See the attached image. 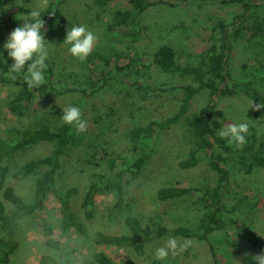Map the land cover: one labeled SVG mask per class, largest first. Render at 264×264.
<instances>
[{
  "label": "rangeland",
  "instance_id": "rangeland-1",
  "mask_svg": "<svg viewBox=\"0 0 264 264\" xmlns=\"http://www.w3.org/2000/svg\"><path fill=\"white\" fill-rule=\"evenodd\" d=\"M50 0H21L20 6L32 10H44ZM164 5L147 9L138 19L140 27L138 38L112 37L107 35L105 25L110 14L118 9L127 8L123 0L113 1L103 11L92 8L88 0H66L62 9L65 21L53 28L46 38L49 50L48 61L54 68V82L61 88L73 92L58 96L55 92L39 93L34 96L29 114L19 119L10 116L7 103L17 92L11 86L0 85V135L9 127L36 128L47 124L54 129L60 122L64 107L77 104L81 108V118L86 121V131L82 144L71 148L61 159V169L56 177V185L65 190L77 189L71 204L77 208L82 197L96 175L110 176L106 161L97 166L87 163L88 144L96 145L109 156L126 155L130 150L128 132L134 127L149 121H161L178 111L183 99L182 86L192 84L188 77L158 71L152 73L156 78L155 93L141 97L131 87H123L111 81L100 90H94L84 81L85 75L93 71L98 56L111 60L122 56H148L160 45L173 48L176 61L180 65H199L205 52L208 33L218 20L229 24L241 13L237 4H222V0H162ZM20 3V0H17ZM7 7V6H6ZM19 7L10 0L5 10L0 8V44L9 34L4 30L3 20L6 12ZM253 21L262 23L263 30L257 35L248 33L242 40L233 43L229 58L230 73L236 78L256 77L254 87L264 92V2L251 15L248 25ZM72 25H84L93 31L97 40L93 50L83 62L71 57L67 46L62 42L66 29ZM261 66V67H259ZM58 89V88H57ZM209 101L207 91H202L189 102L187 112L180 122L162 134L156 143L151 158L138 179L129 186L131 204L117 215L115 220L108 217L107 207L114 201V193L101 191L95 199L94 216L91 221L83 218L87 235H80L72 228L64 229L59 202L53 196L45 201L43 215L45 223L52 228V236H46L42 228L36 226L33 217H25L18 222L16 239L18 249L9 264H40L42 256H51L57 261L65 259L69 264H84L90 261L95 251H103L117 264H125L130 253L114 246L96 245L93 238L96 232L112 235H126L128 229L123 225L125 216H135L150 235L143 256L133 258L135 264H151L154 249L162 246L170 237L157 233V225L163 228L188 227L197 224L202 208L192 206L188 197L159 202L156 190L162 186L181 185L202 188L213 179L208 174L207 160L201 159L197 168L180 169L179 160L187 157L191 149V139L187 129V117L204 107ZM217 107L210 125L215 134L219 127L232 122L245 121L259 134L264 133V109L255 108L241 91L231 90L229 95L217 101ZM50 147L35 145L18 154L10 163L8 183L13 185L20 197L30 203L33 200L34 179L37 173L24 181L15 183L10 175L23 163L45 156ZM230 188L236 200L246 198L236 204L234 209L223 215L229 225V239L224 233L213 234L210 241L216 252L219 264H254L251 257L256 253L246 242L240 231H234L229 223L242 221L257 230L264 237V170H256L251 175H243L236 167L230 169ZM1 197V195H0ZM79 210V209H77ZM48 238L65 244L66 250H54L46 246ZM178 244L188 243L187 249L175 256H169L167 264H209L208 247L203 242L175 238Z\"/></svg>",
  "mask_w": 264,
  "mask_h": 264
},
{
  "label": "trees",
  "instance_id": "trees-1",
  "mask_svg": "<svg viewBox=\"0 0 264 264\" xmlns=\"http://www.w3.org/2000/svg\"><path fill=\"white\" fill-rule=\"evenodd\" d=\"M10 0H0V8L8 5ZM66 0H50L48 6L39 11L43 21L42 31L46 39L53 28L61 26L64 21L62 7ZM93 9L103 11L115 0H88ZM127 8L118 9L110 14L105 25L107 35L112 37L129 38L135 41L140 33L137 19L150 7L164 5L162 0H123ZM264 0H222V4H237L241 13L236 15L229 24L218 20L206 40V49L199 65H180L176 61L173 48L162 44L148 56H122L111 60L106 56H98L96 64H92L93 71L85 75L84 83L95 91L102 89L109 82L114 81L123 87H131L140 93L141 97L155 93L157 90L156 78L152 75L158 71L188 77L192 84L182 86L183 99L175 113L161 121L152 120L141 126L129 130V153L126 155L109 156L104 149L88 144L87 163L97 166L106 161L110 176L96 175L89 183L81 202L77 208L71 204L77 194L75 187L65 190L56 185V177L61 169V159L71 148L79 147L85 133L75 134L70 126L61 121L52 129L47 124L36 128L9 127L0 135V264H9L13 254L18 249L16 227L25 217H33L38 228L43 229L46 236H52L53 231L44 221L43 208L49 196L59 202L64 229L72 228L80 235H87L78 211L83 218L91 221L94 216L95 199L101 191L114 193V201L107 207L108 217L115 220L117 215L127 210L131 204L129 186L139 178L160 136L176 126L187 112L191 99L202 91L209 95L208 103L199 112L191 113L187 117V129L191 139V149L187 157L178 161L180 169L197 168L201 159L207 160L208 174L213 179L202 188L183 187L181 185L162 186L156 190V199L159 202L188 197L192 206H200L201 214L193 228L175 227L163 228L157 225V233L174 238L203 242L207 245L210 262L219 264L214 247L210 241L213 234L224 233L229 239V225L223 219L224 214L230 213L236 204L246 198L236 200L230 188V169L238 168L243 175H251L256 170H264V133L259 134L249 126L246 143L240 148L228 145L221 140L212 129L210 122L219 99L229 95L231 90L241 91L253 103H264V92L254 87V75L247 79L236 78L230 73L229 58L233 50V43L242 40L245 35H254L262 32V23L253 21L248 25L251 15L259 8ZM32 9L19 6L9 9L3 20L4 30L8 33L17 26V17ZM51 12V15H49ZM5 55V63L0 64V85L11 86L17 90L7 103L10 116L23 119L29 112L34 96L39 93L55 92L58 96L73 92L72 89L58 87L54 82V68L47 60L45 83L38 88L29 89L18 77L9 81L3 72L7 71L10 58ZM261 67V66H259ZM58 88V89H57ZM264 109V107H262ZM47 145L48 153L38 159L29 160L10 175L11 181L19 183L30 175L37 173L34 179L33 200L26 203L16 188L8 183V174L12 160L25 149L35 145ZM79 209V210H77ZM230 226L234 231H240L246 242L258 255L264 249V237L251 226L242 221L232 220ZM123 225L128 229L126 235H112L105 232H96L93 243L103 246H114L129 251L125 264H135L133 258L143 256L150 239L144 225L135 216H125ZM46 246L54 250L67 251L66 245L48 238ZM40 264H69L65 257L57 261L51 256H42ZM84 264H117L103 251H95L90 261ZM151 264H160L152 260Z\"/></svg>",
  "mask_w": 264,
  "mask_h": 264
},
{
  "label": "clouds",
  "instance_id": "clouds-1",
  "mask_svg": "<svg viewBox=\"0 0 264 264\" xmlns=\"http://www.w3.org/2000/svg\"><path fill=\"white\" fill-rule=\"evenodd\" d=\"M17 6V0H14ZM8 7V5H7ZM7 7H4L6 10ZM51 15V12H49ZM17 20L19 23L14 27L0 44V64L5 63V55L10 58L11 63L7 65V71L3 72L9 81H15L18 77L29 89L38 88L45 83L47 60L49 50L46 47V39L42 31L43 21L41 13L37 10H30L21 13ZM97 36L93 31L84 25H72L66 29L63 43L67 46V53L76 60L83 62L87 59ZM253 100L251 101V105ZM264 107V103H257L255 108ZM62 124L70 126V130L75 134L86 131V121L81 118V108L77 104L68 105L63 108L59 117ZM249 125L245 121L232 122L223 127H219L216 135L224 140L228 145L240 148L246 143ZM188 243L178 244L174 237H169L162 246L154 249L153 258L160 264H167L169 256H175L184 252ZM254 264H264V249L258 255L251 257Z\"/></svg>",
  "mask_w": 264,
  "mask_h": 264
}]
</instances>
